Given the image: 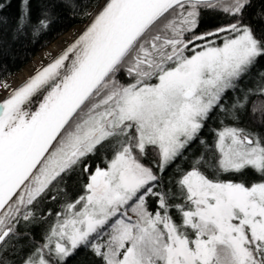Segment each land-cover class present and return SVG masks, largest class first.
<instances>
[{
  "label": "snow or ice",
  "instance_id": "obj_1",
  "mask_svg": "<svg viewBox=\"0 0 264 264\" xmlns=\"http://www.w3.org/2000/svg\"><path fill=\"white\" fill-rule=\"evenodd\" d=\"M252 7L104 0L0 101V264L82 251L100 264H264V8L249 19ZM217 16L228 22L207 26ZM50 23L20 0L18 30ZM72 174L87 178L74 197L61 187Z\"/></svg>",
  "mask_w": 264,
  "mask_h": 264
},
{
  "label": "trees",
  "instance_id": "obj_2",
  "mask_svg": "<svg viewBox=\"0 0 264 264\" xmlns=\"http://www.w3.org/2000/svg\"><path fill=\"white\" fill-rule=\"evenodd\" d=\"M6 7L0 11V86L11 75L20 71L30 62L40 50L50 45L57 38L67 33L73 27L84 24L93 13L100 0H32V20L35 22L42 12L46 11L51 18L47 28L38 32L31 27L22 30L17 29V18L20 15V0H3ZM55 2V8L48 6ZM264 8L262 0H253V7L248 10L249 19L252 15ZM228 18L217 16L210 20L207 26L225 24ZM259 69H264V60L260 61ZM255 71V70H254ZM251 82H249L250 86ZM10 85H7L9 88ZM256 100H264V97H254ZM250 117L245 116L247 123ZM249 126H253L249 124ZM90 163L100 164L101 157L90 158ZM171 171V170H170ZM86 177L72 174L66 177V183L61 185L69 196H76L81 192L80 185L86 181ZM63 200L61 199V203ZM51 202H49L50 204ZM47 206V205H46ZM58 207V205H53ZM42 225L34 226L32 234L37 240L40 238ZM69 264H100L98 260L82 251L69 260Z\"/></svg>",
  "mask_w": 264,
  "mask_h": 264
},
{
  "label": "rangeland",
  "instance_id": "obj_3",
  "mask_svg": "<svg viewBox=\"0 0 264 264\" xmlns=\"http://www.w3.org/2000/svg\"><path fill=\"white\" fill-rule=\"evenodd\" d=\"M80 25L73 27L67 33L63 34L55 41H53L50 45L46 46L44 49L40 50L37 55L33 57V59L28 62L20 71L16 74L9 76L3 84L0 86V97L6 91L7 87L5 85H13L26 75L31 73L34 69H36L41 63H43L48 57H50L54 52H56L60 47H62L79 29ZM61 41V44L58 46L56 43Z\"/></svg>",
  "mask_w": 264,
  "mask_h": 264
},
{
  "label": "water",
  "instance_id": "obj_4",
  "mask_svg": "<svg viewBox=\"0 0 264 264\" xmlns=\"http://www.w3.org/2000/svg\"><path fill=\"white\" fill-rule=\"evenodd\" d=\"M104 3V0H101L98 6L95 8L89 19L82 25H80L79 29L76 31V33L61 47L59 48L56 52H54L50 57H48L43 63H41L36 69H34L31 73L26 75L24 78L16 82L15 84L12 85L10 89H8L6 92H4L1 97L0 101L4 100L13 89L20 87L24 82H26L30 77L36 74L37 71L42 69L44 66H46L48 63H50L55 57L60 55L69 45H71L85 30V28L91 23L93 16L97 14L99 11L100 7Z\"/></svg>",
  "mask_w": 264,
  "mask_h": 264
},
{
  "label": "bare ground",
  "instance_id": "obj_5",
  "mask_svg": "<svg viewBox=\"0 0 264 264\" xmlns=\"http://www.w3.org/2000/svg\"><path fill=\"white\" fill-rule=\"evenodd\" d=\"M100 1H101V0H100ZM99 3H100V2H99ZM97 6H98V5H97ZM97 6H96V7H97ZM226 23H227V22H226ZM59 44H61V41H59L58 43H56L57 46H58ZM60 48H61V47H60ZM11 87H12V85H11L9 88H7L6 91H7L8 89H10ZM6 91H5V92H6Z\"/></svg>",
  "mask_w": 264,
  "mask_h": 264
}]
</instances>
